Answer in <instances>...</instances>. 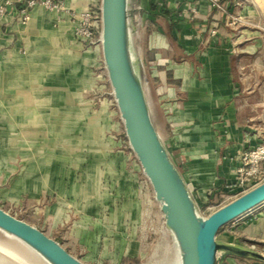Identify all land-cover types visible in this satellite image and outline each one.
Instances as JSON below:
<instances>
[{"label": "rangeland", "instance_id": "obj_1", "mask_svg": "<svg viewBox=\"0 0 264 264\" xmlns=\"http://www.w3.org/2000/svg\"><path fill=\"white\" fill-rule=\"evenodd\" d=\"M139 3L145 40L157 25L143 20L148 15L145 8L149 0ZM244 5L259 9L264 41V0H244L235 7L231 16L237 27L234 31L240 30L238 10ZM252 23L248 26L251 30L257 20ZM74 34L78 39L75 30ZM249 37L251 42V32ZM85 43L100 46V42ZM157 54L155 49L148 54L144 76L151 74ZM260 56V60L250 62L255 67L259 62L256 68L262 73L264 45ZM50 62L43 63V71L51 68L58 74H51L50 79L42 73L36 104L29 103L32 90L3 88L0 72V207L42 229L88 264H175L172 235L153 188L130 148L103 64L92 68L93 86L86 91L78 85L72 57L58 56ZM249 81L260 82L262 88L249 91L244 111L264 128V73L253 74ZM155 86L148 93L153 120L170 145V137L178 129L167 120L172 110L164 98L166 92ZM171 152L181 170L188 171L187 155L177 148H171ZM205 198L197 202L200 213L208 216L235 195L222 189ZM263 210L264 203L225 224L217 239L255 245L264 252ZM74 231H80V235ZM0 235L4 233L0 231ZM224 259L221 257L220 264H225Z\"/></svg>", "mask_w": 264, "mask_h": 264}, {"label": "crops", "instance_id": "obj_2", "mask_svg": "<svg viewBox=\"0 0 264 264\" xmlns=\"http://www.w3.org/2000/svg\"><path fill=\"white\" fill-rule=\"evenodd\" d=\"M231 1L224 0V3L230 7ZM62 2L64 6L60 9L35 6L26 22L19 19L18 4L0 15L3 88L34 91L30 104L39 101L36 94L42 73L48 74L50 79L51 74H58L51 68L42 69L43 63L50 65L54 57H72L74 74L80 79L78 85L86 91L93 86L95 65L101 62L106 72L101 42L99 47H92L74 34L78 19L73 17L72 11H82L97 0ZM149 4L148 9L147 5L144 7L148 15L143 20L157 25V30L144 40L145 31L139 21L137 41L144 65L148 54L154 49L158 52V63L151 65V74L145 76L147 96L156 84L166 92L164 98L172 110L167 120L178 130L170 137V145L163 141L171 155V148L187 155L189 170L179 168L196 200L200 201L208 194L225 189L226 182L233 176L235 157L242 149L264 141V128L255 124L256 119L244 111L249 91L262 88L260 82L251 84L249 81L253 74L264 73L256 68L259 62L256 67L250 62L260 60L263 53L260 11L254 7L256 4L244 5L238 10L241 27L236 32L232 13L216 10L206 0H164L165 11L160 15L149 14L154 8ZM191 5H196L198 12H192ZM231 9L235 11V7ZM255 19L257 24L251 30L248 26L254 24ZM213 29H216L215 34L211 32ZM249 32L253 36L251 42ZM18 104L25 103L19 101ZM261 214L264 215V210ZM74 234L80 235V231ZM238 244L256 249L255 245ZM223 256L225 264H264L263 260L233 253Z\"/></svg>", "mask_w": 264, "mask_h": 264}, {"label": "water", "instance_id": "obj_3", "mask_svg": "<svg viewBox=\"0 0 264 264\" xmlns=\"http://www.w3.org/2000/svg\"><path fill=\"white\" fill-rule=\"evenodd\" d=\"M140 0H100L101 46L130 148L160 204L180 264H220L225 253L264 261V253L217 239L220 229L263 204L264 181L218 207L208 216L173 159L153 120L146 91L144 64L138 47ZM0 231L14 236L48 264H87L60 241L0 207Z\"/></svg>", "mask_w": 264, "mask_h": 264}, {"label": "built area", "instance_id": "obj_4", "mask_svg": "<svg viewBox=\"0 0 264 264\" xmlns=\"http://www.w3.org/2000/svg\"><path fill=\"white\" fill-rule=\"evenodd\" d=\"M212 8L233 13L231 8L242 5L244 0H232L230 7L223 0H206ZM155 7L150 9L149 14H162L165 11L164 0H149ZM18 4L17 11L21 22L28 21L31 10L37 5H43L49 9L63 8L62 0H0V15L6 13L8 9ZM96 4V5H95ZM89 5L82 11H72L73 17L78 19L75 28L78 39L95 44L101 42V9L98 1ZM189 9L198 12L196 5H191ZM232 16V15H231ZM152 17V16H151ZM160 27V25H158ZM216 33V29L211 31ZM98 33V38L96 35ZM264 181V141L254 146L242 149L235 157L233 176L226 182L225 190L235 196L247 191L256 184Z\"/></svg>", "mask_w": 264, "mask_h": 264}, {"label": "bare ground", "instance_id": "obj_5", "mask_svg": "<svg viewBox=\"0 0 264 264\" xmlns=\"http://www.w3.org/2000/svg\"><path fill=\"white\" fill-rule=\"evenodd\" d=\"M251 210L245 212L244 214L250 212ZM5 235L7 237H4ZM175 252H176L175 264H180L181 263L180 255L177 250V247H175ZM0 264H48V263L45 260H43L42 257L39 256L34 250L28 247L25 243L15 238L14 236H10L4 233L3 237L0 235Z\"/></svg>", "mask_w": 264, "mask_h": 264}, {"label": "trees", "instance_id": "obj_6", "mask_svg": "<svg viewBox=\"0 0 264 264\" xmlns=\"http://www.w3.org/2000/svg\"><path fill=\"white\" fill-rule=\"evenodd\" d=\"M224 1V0H223Z\"/></svg>", "mask_w": 264, "mask_h": 264}]
</instances>
